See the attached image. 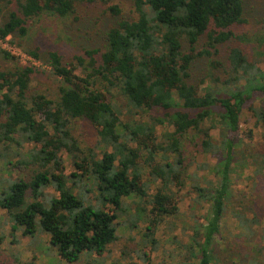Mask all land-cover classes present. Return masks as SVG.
<instances>
[{
  "label": "trees",
  "instance_id": "obj_1",
  "mask_svg": "<svg viewBox=\"0 0 264 264\" xmlns=\"http://www.w3.org/2000/svg\"><path fill=\"white\" fill-rule=\"evenodd\" d=\"M84 1L104 3L116 16L101 35V47L69 55L51 50L45 56L38 47H25L34 19L73 16ZM112 1L0 0V40L47 63L57 80L52 98L31 85L45 70L20 64L0 47L2 58L13 64L0 67V162L21 173L5 186L0 182V209L10 222V236L18 231L27 238L45 234L67 263L80 261L83 254L101 256L119 238L118 220L127 214L124 198L135 195L138 215L146 220L142 244L153 250L164 217L179 212V197L168 185L183 188L189 178L182 140L192 136L195 150L214 158L210 168L203 163L214 179L193 190V202L206 211L192 228L187 259L176 264H264V226L256 211L261 205L264 210V100L254 103L257 96L264 97V73L255 59L228 44L241 39L233 29L245 22L243 0H130L134 18L119 16ZM221 48L227 51L224 64L211 59ZM200 59H208L210 69H221V75L204 71L196 76ZM200 78L211 82L201 93L196 89ZM145 110L160 117H150L149 123L135 118ZM243 110L262 126L257 146L243 145V138L251 141L250 132H241ZM79 121L94 128L98 156L80 146L74 129ZM164 121L173 130L158 143L155 125ZM216 125L221 129L213 138L209 132ZM62 152L72 157L76 170L69 175L63 171ZM160 152L170 153L172 161H156ZM143 165L162 185L152 194L147 193ZM244 167L256 190L254 197L242 195L246 203L240 200L235 211L230 207L231 175ZM48 187L57 195H45ZM89 192L95 204L84 200ZM228 209L241 229L232 237L234 244L226 242L220 229ZM122 222L128 229L136 226L129 217ZM3 240L0 234V245ZM129 251L123 249V259L130 258ZM141 255L149 261L145 251Z\"/></svg>",
  "mask_w": 264,
  "mask_h": 264
},
{
  "label": "rangeland",
  "instance_id": "obj_2",
  "mask_svg": "<svg viewBox=\"0 0 264 264\" xmlns=\"http://www.w3.org/2000/svg\"><path fill=\"white\" fill-rule=\"evenodd\" d=\"M119 6L121 13L125 17L134 18L132 13V5L130 0H113ZM245 11V22L235 26L233 32L241 36L240 40H231L228 42L229 47L238 46L248 56L249 59L256 60V67L261 73H264V0H243ZM106 4L82 2L78 5L75 15L66 18H57L49 15H42L33 20L28 33L24 38V45L27 48L38 47L40 54L45 56L51 50H57L62 55H69L82 48L101 47L103 41L101 35L103 31L109 27L116 16L105 10ZM0 47L6 51H11L22 65H31L45 70L43 74H37L31 80V85L38 88L39 91L46 92L50 97L55 96V86L57 80L49 74L50 67L44 61L34 60L25 51L18 46L10 43L8 40L1 41ZM226 49L221 48L217 55L211 57L212 60L224 64ZM13 64L2 58L0 54V67L10 68ZM196 76H200L205 72H214L221 75L219 71H212L209 67V60L203 59L196 62ZM205 71V72H204ZM77 75H81L80 68L75 70ZM202 77V76H201ZM211 85L209 79H201L197 83V91L201 93V89ZM264 100V97L257 96L254 103L256 106ZM159 116V112L155 111H139L136 119L150 122V117ZM160 117V116H159ZM218 124V122H217ZM241 132H250L251 141L243 138L244 146H257L261 143L262 126L257 121L255 116L248 110H243L240 113ZM75 133L77 134L80 146L87 153L88 149L98 156L99 148L96 144V136L94 128L85 121H79L74 125ZM220 125H216L209 132L213 138H218ZM173 127L168 121L157 123L155 131L157 134L158 143H164L162 134L166 131H172ZM192 136H187L182 140L184 149L185 162L187 164L188 179L183 188L168 185V190L176 193L179 197L177 206L179 212L177 215L164 217L163 222L158 226L155 232L156 244L155 248L150 251L149 245L142 244V236L146 227L145 216L141 213L138 215L139 199L135 195L124 198L127 206L126 216H122L118 221L120 225L117 230L118 240L110 246L107 253L101 256L95 254H83L80 261L75 263H67L60 260L55 249L48 243V238L45 234L38 233L33 237H24L19 231L15 232V236H10V222L5 216L3 210L0 209V234L4 235L3 243L0 245V264H7V259H10L9 264H176L187 259V247L192 234V228L195 223L202 221L206 211V206H201L193 202L196 194L193 190L195 186L208 187L207 182L213 180L214 176L209 168L214 164V158L206 153L196 151ZM249 146V147H250ZM29 144L26 145V148ZM145 155V152L143 153ZM167 155V157H166ZM63 171L66 175L76 171L72 164V157L66 152L60 154ZM155 160L161 163L172 161L170 153L160 152L155 156ZM15 161V159H14ZM207 163L209 168L203 166ZM142 176L147 183V193L152 194L162 187L161 182L153 178L149 172V167L143 165ZM20 171L10 169L0 162V182L2 185L9 184L11 180L17 177ZM68 186L71 185V180L68 179ZM261 181V185H262ZM255 182L251 180V173L248 167L240 168L231 175V190L232 199L230 207L237 211L240 208V200L242 195L246 198L254 197ZM74 191L77 193L78 188L74 186ZM163 191V190H162ZM45 195H57V192L51 187L44 190ZM262 194V192H260ZM84 200L95 204L93 193L89 192L84 197ZM242 202V200H241ZM242 203H246L243 200ZM262 206V205H261ZM259 207L256 211L261 216L262 226H264V210ZM225 212L221 221V234L227 240V243H235L232 237L240 232L235 219L231 212ZM130 218L136 221V226L128 229L123 225V220ZM145 220V222H144ZM264 243V240H263ZM232 246L231 244H229ZM223 247L224 245L221 244ZM129 251V257L123 259L121 252ZM141 251L146 252L149 261L142 259ZM16 259V261H15ZM221 264H230L229 260L222 261Z\"/></svg>",
  "mask_w": 264,
  "mask_h": 264
},
{
  "label": "built area",
  "instance_id": "obj_3",
  "mask_svg": "<svg viewBox=\"0 0 264 264\" xmlns=\"http://www.w3.org/2000/svg\"><path fill=\"white\" fill-rule=\"evenodd\" d=\"M8 52H11V51H9V50H7ZM12 54V53H11Z\"/></svg>",
  "mask_w": 264,
  "mask_h": 264
}]
</instances>
